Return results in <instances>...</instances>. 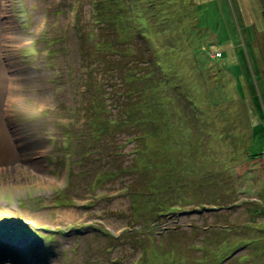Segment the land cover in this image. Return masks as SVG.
<instances>
[{
  "label": "rangeland",
  "instance_id": "obj_1",
  "mask_svg": "<svg viewBox=\"0 0 264 264\" xmlns=\"http://www.w3.org/2000/svg\"><path fill=\"white\" fill-rule=\"evenodd\" d=\"M68 1L0 0V117L9 145V155L0 156V200L2 193L10 199L0 203V223L24 221L26 230L41 229L31 236L1 228L0 264H114L121 254L138 257L102 233L129 228L121 216L129 201L120 179L94 180L131 155L111 159L107 148L82 152L81 142L89 144L82 135L89 98L76 69L73 16L80 11L84 23L90 5ZM159 1L167 17L160 27L168 28L153 35L155 26L149 36L156 54L168 52L161 61L175 68L180 85L179 93L168 86L165 92L174 99L165 106L171 124L148 143L150 160L164 169L167 207L181 206L157 228L174 245L168 260L264 264V0ZM137 2L145 15V3ZM170 43L174 47L166 49ZM182 92L197 103L191 118L177 101ZM122 143L128 154L131 145L126 138ZM247 147L260 155L251 158ZM190 181L202 184L193 188ZM216 198L219 208L211 203ZM42 232L53 240L36 236ZM192 232L203 241L209 237L212 250L184 248L182 238L197 239ZM7 238L18 241L9 245Z\"/></svg>",
  "mask_w": 264,
  "mask_h": 264
},
{
  "label": "trees",
  "instance_id": "obj_2",
  "mask_svg": "<svg viewBox=\"0 0 264 264\" xmlns=\"http://www.w3.org/2000/svg\"><path fill=\"white\" fill-rule=\"evenodd\" d=\"M142 1L145 3V15L139 11L141 7L137 0H88V19L82 23L80 11L74 16V33L78 40L76 55L79 62L76 69L81 71L83 92L89 98L84 112V130L83 133L80 132L86 137L89 147L84 146V142H81L80 147L84 153L91 148L96 149L95 152L107 148L111 159L114 156L131 155L127 164L117 165L115 160L112 165L116 169L106 170L96 180L101 182L102 178L120 179L129 200L128 214L121 212V216H127L129 228L117 238H113L107 231H103V235L115 243L122 239L121 244L128 243L134 251L139 250L140 258L135 264H171L168 252L174 251V245L169 237L159 234L157 228L161 219L170 218L181 206L167 207V201L163 197H166L163 192L165 180L161 184L160 179L164 169L161 163L150 160L152 151L148 143L171 124L165 106L168 102H174V99L165 92L168 86L172 93H179L180 85L177 83V75L173 74L175 68L171 64L164 66L161 61L162 55L165 56L164 53L168 52L156 54V43L152 44L154 41L149 36L151 28L155 26L153 35H162L161 32L168 28L160 27L162 21L165 24L167 19L163 5L159 0ZM167 3L171 4L170 1ZM158 13L161 14L160 23L157 22ZM149 21L152 22L150 27ZM197 21L199 22L198 16ZM170 44L165 48L174 47ZM202 49L203 47H199L198 50L203 51ZM178 100H181L182 107L190 118L196 115L198 106L192 96L182 92L177 97ZM124 138L131 145L128 154L123 152ZM110 143L117 144L119 151ZM247 150L251 158L261 153L260 150L250 151L249 147ZM123 177L128 178L127 182H123ZM190 183L189 186L192 185L193 188L202 184H196L195 181ZM219 200H213L212 205L219 208ZM198 205L204 204L198 202ZM167 232L169 234L171 231ZM193 236L197 237L195 241L192 238H189L190 241L182 238L184 248L191 250L193 246H198V250H212L209 247V237L205 235L203 241L199 236ZM177 238H181L180 234ZM178 239L175 242L180 244L181 239ZM127 262L132 264L129 259L124 264Z\"/></svg>",
  "mask_w": 264,
  "mask_h": 264
},
{
  "label": "bare ground",
  "instance_id": "obj_3",
  "mask_svg": "<svg viewBox=\"0 0 264 264\" xmlns=\"http://www.w3.org/2000/svg\"><path fill=\"white\" fill-rule=\"evenodd\" d=\"M4 82V72L0 66V94L2 92V85ZM7 139V132L3 130V124L0 117V156H7L9 155V145L6 141ZM19 244V243H18ZM20 248L22 247L21 243L19 244Z\"/></svg>",
  "mask_w": 264,
  "mask_h": 264
},
{
  "label": "built area",
  "instance_id": "obj_4",
  "mask_svg": "<svg viewBox=\"0 0 264 264\" xmlns=\"http://www.w3.org/2000/svg\"><path fill=\"white\" fill-rule=\"evenodd\" d=\"M262 157H264V151H263V155H262Z\"/></svg>",
  "mask_w": 264,
  "mask_h": 264
}]
</instances>
